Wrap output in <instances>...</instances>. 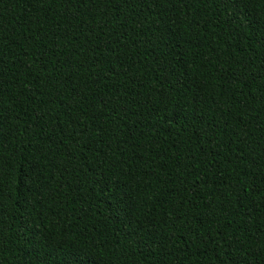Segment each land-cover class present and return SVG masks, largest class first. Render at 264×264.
Here are the masks:
<instances>
[{"label":"trees","instance_id":"16d2710c","mask_svg":"<svg viewBox=\"0 0 264 264\" xmlns=\"http://www.w3.org/2000/svg\"><path fill=\"white\" fill-rule=\"evenodd\" d=\"M260 14L0 0V264H264Z\"/></svg>","mask_w":264,"mask_h":264},{"label":"snow or ice","instance_id":"6c2138e0","mask_svg":"<svg viewBox=\"0 0 264 264\" xmlns=\"http://www.w3.org/2000/svg\"><path fill=\"white\" fill-rule=\"evenodd\" d=\"M242 4H246L247 6H250L251 10H255L257 8L260 9V15L259 16H253L251 20L249 21L250 24H255L257 21L261 23L262 26H264V0H241ZM244 9H242L243 11ZM262 37H264V27L261 28ZM262 45H264V39L261 40ZM0 152H2V140H0ZM4 168V161L2 158H0V173L3 172ZM121 213H123V209H120ZM131 223V221H129ZM69 264H85L83 260L73 258L72 261L69 262Z\"/></svg>","mask_w":264,"mask_h":264}]
</instances>
